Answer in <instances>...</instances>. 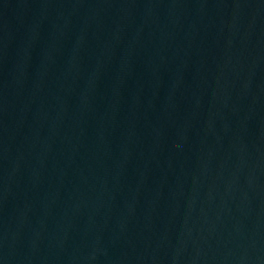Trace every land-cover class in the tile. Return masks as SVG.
Instances as JSON below:
<instances>
[{
	"label": "water",
	"instance_id": "obj_1",
	"mask_svg": "<svg viewBox=\"0 0 264 264\" xmlns=\"http://www.w3.org/2000/svg\"><path fill=\"white\" fill-rule=\"evenodd\" d=\"M0 264H264V0H0Z\"/></svg>",
	"mask_w": 264,
	"mask_h": 264
}]
</instances>
